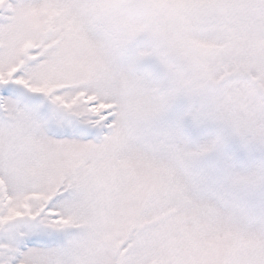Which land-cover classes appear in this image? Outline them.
Wrapping results in <instances>:
<instances>
[{
  "label": "snow or ice",
  "instance_id": "snow-or-ice-1",
  "mask_svg": "<svg viewBox=\"0 0 264 264\" xmlns=\"http://www.w3.org/2000/svg\"><path fill=\"white\" fill-rule=\"evenodd\" d=\"M0 264H264V0H0Z\"/></svg>",
  "mask_w": 264,
  "mask_h": 264
}]
</instances>
